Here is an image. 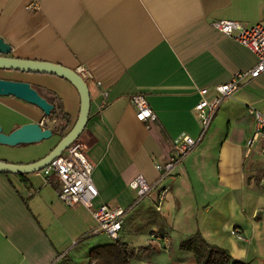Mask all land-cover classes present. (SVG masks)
I'll return each instance as SVG.
<instances>
[{
  "label": "crops",
  "instance_id": "crops-1",
  "mask_svg": "<svg viewBox=\"0 0 264 264\" xmlns=\"http://www.w3.org/2000/svg\"><path fill=\"white\" fill-rule=\"evenodd\" d=\"M30 3L37 8L29 10ZM220 19L264 21V0H0V37L11 45L9 55L60 63L87 82L90 109L80 138L94 166L95 204L127 210L120 240L147 245L154 231L177 246L199 231L234 260L264 264V193L244 181L253 134L248 108L264 113V73L222 102L202 139L160 183L167 187L161 211L150 197L137 201L129 186L138 175L155 182L156 164L172 156L185 135L199 134V100L212 99L216 85L256 63L252 51L211 25ZM0 78L56 94V105L70 115L69 128L76 121L80 97L67 79L1 68ZM137 92L155 120L137 119L129 100ZM28 122L52 135L33 144H0V159L35 161L62 137L39 107L0 95L4 132ZM94 226L84 206L59 198L55 174L0 172V264H90L91 249L113 242L92 234ZM154 250L150 260L125 264H197L190 253Z\"/></svg>",
  "mask_w": 264,
  "mask_h": 264
},
{
  "label": "built area",
  "instance_id": "built-area-1",
  "mask_svg": "<svg viewBox=\"0 0 264 264\" xmlns=\"http://www.w3.org/2000/svg\"><path fill=\"white\" fill-rule=\"evenodd\" d=\"M27 8L33 10L37 8V5L30 3ZM211 25L252 51L256 56V63L245 72H237L229 81L216 85V95L212 99L201 98L199 100L195 105L200 121L199 134L197 137L185 135L179 143L174 145L172 156L156 164L159 175L155 182L149 183L141 175L129 182V186L137 193V201L150 197L153 200V207L158 211L161 210L167 189L166 186L161 188L160 183L173 174L184 157L202 139L222 102L243 87L246 79H254L264 73V21L247 25L238 20L220 19L212 21ZM205 91L206 89H201L200 93H205ZM103 94L106 92L104 91ZM129 100L138 120L146 123L156 119V114L143 93H133ZM248 112L253 119V134L247 141V154L256 143L264 140V113L251 106ZM93 168V163L87 157L85 145L79 136L40 171L45 176L51 174L57 176L59 198L66 205L80 204L89 211L95 221L92 234L102 233L112 240H118L121 238L127 210L114 209L107 204H95L98 189L92 176ZM147 245L159 250H168L170 237L153 231L147 239Z\"/></svg>",
  "mask_w": 264,
  "mask_h": 264
},
{
  "label": "water",
  "instance_id": "water-1",
  "mask_svg": "<svg viewBox=\"0 0 264 264\" xmlns=\"http://www.w3.org/2000/svg\"><path fill=\"white\" fill-rule=\"evenodd\" d=\"M11 45L0 37V68L24 72L50 73L67 79L77 89L80 97L79 114L71 128L43 157L28 163H14L0 159V172L27 174L42 170L83 132L90 109V93L85 79L74 69L51 61L15 57ZM0 95H11L39 107L45 116L50 115L52 104L30 83L0 78ZM52 131L38 122L24 123L9 133L0 125V144L16 146L33 144L50 138Z\"/></svg>",
  "mask_w": 264,
  "mask_h": 264
},
{
  "label": "trees",
  "instance_id": "trees-1",
  "mask_svg": "<svg viewBox=\"0 0 264 264\" xmlns=\"http://www.w3.org/2000/svg\"><path fill=\"white\" fill-rule=\"evenodd\" d=\"M35 88L40 89L39 86ZM52 94V96L42 95L53 106L50 115L47 117L55 121L53 131L63 136L70 129V115L63 111L60 104L56 105L58 97L56 94ZM175 250L181 254L190 253L197 264H247L234 260L227 249L207 242L199 231L181 239L177 246L171 244L170 241L168 251L175 252ZM153 253H156V251L150 245L131 247L118 239L113 240L112 243L94 247L91 249L89 257L90 264H125L131 259L150 260Z\"/></svg>",
  "mask_w": 264,
  "mask_h": 264
},
{
  "label": "rangeland",
  "instance_id": "rangeland-1",
  "mask_svg": "<svg viewBox=\"0 0 264 264\" xmlns=\"http://www.w3.org/2000/svg\"><path fill=\"white\" fill-rule=\"evenodd\" d=\"M251 151L253 152H249L248 154L245 152V158L248 161V170L244 175V181L248 186L264 193V140L259 143L257 149H251ZM166 200L167 197H165L164 202ZM155 211L159 212L156 209Z\"/></svg>",
  "mask_w": 264,
  "mask_h": 264
}]
</instances>
